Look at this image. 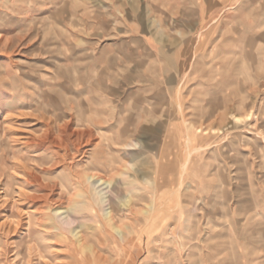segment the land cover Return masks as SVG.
Masks as SVG:
<instances>
[{
    "label": "rangeland",
    "instance_id": "1",
    "mask_svg": "<svg viewBox=\"0 0 264 264\" xmlns=\"http://www.w3.org/2000/svg\"><path fill=\"white\" fill-rule=\"evenodd\" d=\"M199 179L264 204V0H0V264H186Z\"/></svg>",
    "mask_w": 264,
    "mask_h": 264
},
{
    "label": "crops",
    "instance_id": "2",
    "mask_svg": "<svg viewBox=\"0 0 264 264\" xmlns=\"http://www.w3.org/2000/svg\"><path fill=\"white\" fill-rule=\"evenodd\" d=\"M216 177H218V172H216ZM200 182L193 183V185L189 184L187 189V192H190L186 196L187 202L190 201L191 203H188V215H186L189 222L183 224L184 228L187 229L184 239L181 235L183 231L179 226L178 219L173 218L171 220V222L176 221L178 227V230L174 231L176 238L172 239V243L178 240L183 249H186V264L200 262L197 260L198 255L195 252L199 253L203 260L213 264H264V204L242 206L243 209H249L248 213L258 212L257 217H254V221L250 225H243V223L241 225V222L234 223L232 220L233 225L223 226L221 221H225V218L219 215L221 210L218 212L219 208L217 207L216 216L209 215V205H207L216 187L209 184L205 186L202 180ZM249 191L251 192V190ZM239 208L237 206V209ZM238 211L240 210H232L233 213H238ZM242 212L247 211L243 210ZM227 217L229 218V215ZM171 222L167 223L169 230ZM258 223L260 225H257ZM209 228H215L216 232H214L215 230L209 231ZM199 242L205 247L199 248L197 246Z\"/></svg>",
    "mask_w": 264,
    "mask_h": 264
},
{
    "label": "bare ground",
    "instance_id": "3",
    "mask_svg": "<svg viewBox=\"0 0 264 264\" xmlns=\"http://www.w3.org/2000/svg\"><path fill=\"white\" fill-rule=\"evenodd\" d=\"M152 27H153V25H152ZM192 128H194V127H192ZM196 131H197V134L202 133L199 129H196ZM121 133H123V134L121 135V141H120L121 143H119V144L125 146V148H128L129 145H127V143H126V140L128 139L127 138V133H126V131H121ZM28 141L25 142L26 147L33 146V145H30V142H28ZM41 144H42V142H39V144H37V145L41 146ZM143 179H145V177H143ZM87 181H89V182L91 181V183H93L92 184V189L95 190L93 199H95V201L98 203V205L103 206L105 204V202H106L105 199L107 198V197H104L105 194H106L105 191L108 188H111V182L103 180L101 178H98L97 176H87ZM104 186H106V187H104ZM115 192H116L115 193L116 200H114V199L111 200L110 199V202L108 204L109 211H107L105 213L106 221H107V223L109 225L113 224L115 222L114 220L116 219V215H115L116 214V204L119 203V199H117V197L119 196V190H116ZM58 214L60 215V214H63V213L60 212V210H58ZM64 220H66V218ZM62 222L59 223L60 227H61L60 229H63L62 227L68 228V227H70L73 224V221L71 219L68 220V221H65L63 223ZM114 225H116V224H114ZM114 225H113V229L115 230V232L121 234L122 230L118 226H114ZM74 237L78 239L77 241H78L79 244H82V246H84L83 245L82 236H79V233L74 234ZM125 238H126V236H123V240L124 241L126 240Z\"/></svg>",
    "mask_w": 264,
    "mask_h": 264
}]
</instances>
